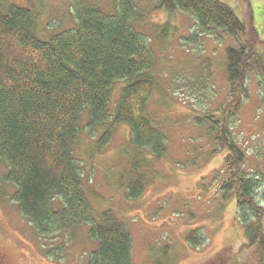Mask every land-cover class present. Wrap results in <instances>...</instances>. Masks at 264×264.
Masks as SVG:
<instances>
[{
	"label": "trees",
	"instance_id": "trees-1",
	"mask_svg": "<svg viewBox=\"0 0 264 264\" xmlns=\"http://www.w3.org/2000/svg\"><path fill=\"white\" fill-rule=\"evenodd\" d=\"M159 6L191 14L203 33L238 39L226 50L235 101L219 116L205 113L197 122L210 126L211 154L225 152L217 189L226 201L236 202L244 247L253 254L250 264H264L262 178L249 168L247 152L230 127L249 96V76L264 80V52L220 0H159ZM72 9L75 28L42 39L31 8L0 0V201L10 199L18 206L50 257L61 258L65 243H55L60 235L66 238L88 226L97 248L86 264H133V237L126 224L110 209L97 213L84 191L75 145L82 133L95 136L101 129L97 147L102 149L116 127L126 125L131 144L142 151L133 171L146 161V151L153 160L168 154L167 138L148 110L159 88L155 55L135 26L143 15L134 1L119 0L113 14L77 0ZM118 82L123 86L114 104ZM146 184L139 173L129 183L128 198H139ZM200 240L197 231L188 235L195 246Z\"/></svg>",
	"mask_w": 264,
	"mask_h": 264
},
{
	"label": "rangeland",
	"instance_id": "rangeland-1",
	"mask_svg": "<svg viewBox=\"0 0 264 264\" xmlns=\"http://www.w3.org/2000/svg\"><path fill=\"white\" fill-rule=\"evenodd\" d=\"M10 1L32 9L42 39L75 28V0ZM77 1L113 14L119 0ZM132 1L143 15L135 26L154 52L159 82L148 110L155 127L167 138L169 151L161 160L144 152L146 161L133 171L142 151L131 144L128 126H117L102 149L97 147L101 129L95 136L82 133L75 155L84 191L97 213L110 209L126 224L133 237V264H250L253 254L244 247L247 240L236 202L233 198L226 201L217 189L225 152L211 154L210 126L197 122L205 113L219 116L220 109L221 113L235 101L230 94L226 50L238 44V39L221 32L217 36L203 33L194 16L167 12L159 0ZM220 1L234 10L246 25L248 37L264 52V0ZM122 86L119 82L114 86V104ZM247 87L249 96L230 127L247 152L249 168L261 175L259 199L264 205L263 77L251 74ZM86 121L84 117V125ZM139 173L147 179L146 187L139 198L129 199V183ZM192 231L201 239L197 246L188 241ZM60 242L65 243L61 258L50 257L18 206L10 199L0 201V253L7 264H86L97 248L88 226L66 238L60 235L55 243Z\"/></svg>",
	"mask_w": 264,
	"mask_h": 264
},
{
	"label": "flooded vegetation",
	"instance_id": "flooded-vegetation-1",
	"mask_svg": "<svg viewBox=\"0 0 264 264\" xmlns=\"http://www.w3.org/2000/svg\"><path fill=\"white\" fill-rule=\"evenodd\" d=\"M0 264H7V260L3 254L0 253Z\"/></svg>",
	"mask_w": 264,
	"mask_h": 264
}]
</instances>
